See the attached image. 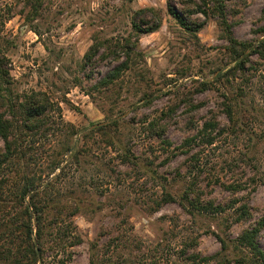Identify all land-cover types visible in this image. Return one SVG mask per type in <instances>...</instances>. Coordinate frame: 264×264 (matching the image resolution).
<instances>
[{"label": "rangeland", "instance_id": "374dc122", "mask_svg": "<svg viewBox=\"0 0 264 264\" xmlns=\"http://www.w3.org/2000/svg\"><path fill=\"white\" fill-rule=\"evenodd\" d=\"M193 1L200 5L201 0ZM221 1L234 38L257 44L264 37V0ZM168 2L190 25L201 24L196 35L169 14ZM148 6L160 11L162 22L140 36L143 61L122 75L121 88L118 81L108 96L85 94L116 64L106 58L92 70L81 69L91 36H126L131 11ZM200 6L202 11L189 0H0V21L14 44L8 55L18 90L48 91L60 100L63 118L76 127L120 113L135 126L130 132L136 166L122 163L114 147L92 146L99 161L97 187L82 195L90 209L74 217L82 239L71 247L68 264H90L93 255V264H217L224 256L234 259L229 251L213 255L220 251L217 234L232 241L264 215V56L253 54L245 77L237 72L235 79L228 76V84L222 74L235 60L226 30L211 2ZM76 77L83 88L73 86ZM229 101L232 120L226 113ZM153 118L165 126L171 147L162 149L144 128ZM205 120L219 122L221 131L214 143L201 147L200 160L209 169L193 180L186 173L185 154L170 150ZM120 131L130 134L123 126ZM107 173L110 177L103 179ZM216 180L241 182L243 189L232 194ZM187 188H193L192 197L200 193L204 203L235 207L220 214L190 213L178 201ZM166 193L175 199L155 207ZM241 203L250 215L236 221L234 209ZM258 241L264 249V226Z\"/></svg>", "mask_w": 264, "mask_h": 264}, {"label": "trees", "instance_id": "16d2710c", "mask_svg": "<svg viewBox=\"0 0 264 264\" xmlns=\"http://www.w3.org/2000/svg\"><path fill=\"white\" fill-rule=\"evenodd\" d=\"M189 1L201 11L200 5L206 7L211 2L210 9L218 15L220 24L226 30L232 59L235 60V64L222 74L228 78L226 81L229 82V77L235 79L237 72L245 77V71H249L247 63L250 62L251 56L257 53L258 57L264 56V37L254 46L237 41L225 19L221 0H201L200 5L193 0ZM167 11L184 29L196 35L201 24L190 25L183 13L170 2L167 3ZM161 22L160 11L148 6L131 11L130 31L126 36L101 38L94 33L91 43L81 57V69L92 70L95 63L106 58L112 59L116 64L94 82L85 94L93 95L92 93L97 91L108 96L107 92L116 86L118 81L121 88L122 75L135 69L136 64L143 61L140 36L156 31ZM3 24L4 20H1L0 264H68L72 257L71 247L82 239L77 232L74 217L80 211L90 209L82 195L93 194L92 191L97 187L99 161L94 160L96 156L92 146L104 145L106 149L114 147L122 163L136 166L138 157L132 150L130 132L135 126L120 117V113L107 114L103 121L87 127H76L63 118L60 100L53 99L48 91L18 90L16 80L10 72L8 55L14 44L4 33ZM262 32L264 35V28ZM253 70L257 68L253 67ZM73 86L83 88L82 80L79 77L74 78ZM239 90L245 94L244 89L239 87ZM224 96L232 98L228 94ZM138 100H143V95ZM61 101H65V98ZM230 103L229 101L226 105V113L229 120H232ZM144 125L152 140L161 143L162 149L171 147V142L164 138L165 126L160 124L158 119L146 120ZM121 126L130 134L123 136ZM140 127L143 130V121ZM220 131L219 122L205 120L195 133L185 137L180 145L171 148V155L177 151L185 154L189 179L196 180L202 172L209 169L207 164L200 160L199 151L201 147L214 143ZM195 147L199 150L194 151ZM108 177V173L102 176L103 179ZM216 181L232 194L243 189L244 185L241 182ZM262 183L264 185V178ZM191 186H194L193 182ZM191 190L193 188H187L178 200L190 213L210 211L220 214L225 212L228 206H234V203L227 206L210 201L204 203L200 193L192 197ZM173 199L175 197L166 193L162 200L156 202L155 207ZM234 212L237 213L236 221L250 215L246 203H241ZM263 226L264 215L232 241L217 234L220 251L213 255L217 257L226 251L234 253V259L224 256V261L219 260L217 264H229L230 260L235 264H264V249L258 241ZM93 263L94 255L90 260V264Z\"/></svg>", "mask_w": 264, "mask_h": 264}]
</instances>
